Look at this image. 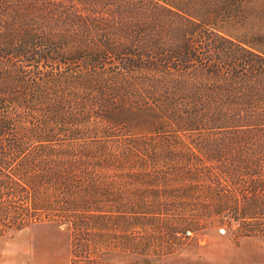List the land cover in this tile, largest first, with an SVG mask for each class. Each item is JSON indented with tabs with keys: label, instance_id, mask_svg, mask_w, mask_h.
<instances>
[{
	"label": "trees",
	"instance_id": "obj_1",
	"mask_svg": "<svg viewBox=\"0 0 264 264\" xmlns=\"http://www.w3.org/2000/svg\"><path fill=\"white\" fill-rule=\"evenodd\" d=\"M36 222L69 264L264 236V0H0V237Z\"/></svg>",
	"mask_w": 264,
	"mask_h": 264
},
{
	"label": "rangeland",
	"instance_id": "obj_2",
	"mask_svg": "<svg viewBox=\"0 0 264 264\" xmlns=\"http://www.w3.org/2000/svg\"><path fill=\"white\" fill-rule=\"evenodd\" d=\"M55 229L66 232L63 227ZM208 230L217 231L215 228H206L199 234ZM218 231L219 235L213 231L208 233V236L200 237L199 239H202L199 242L204 244L200 248L174 254L166 259L165 264H264V253L256 254V251L264 252V244L262 246L248 241L244 244L239 243V240L232 238L238 235L235 230L224 231L220 228ZM222 231L224 234L221 233ZM29 239L30 231L27 228L20 232L13 231L1 236L0 264H28ZM196 240L190 243H194ZM194 251L195 253L192 255ZM180 254H185V256L182 257ZM156 258L157 256L154 255H137L116 250H104L99 253V259L103 264H146L156 262ZM39 261L40 259L37 257V262Z\"/></svg>",
	"mask_w": 264,
	"mask_h": 264
},
{
	"label": "crops",
	"instance_id": "obj_3",
	"mask_svg": "<svg viewBox=\"0 0 264 264\" xmlns=\"http://www.w3.org/2000/svg\"><path fill=\"white\" fill-rule=\"evenodd\" d=\"M26 228L30 231V239L28 241L29 249L27 250L28 264H69L70 243L69 236L66 232L56 230L50 224L45 222H36L30 224ZM23 229H19L17 232H20V230L22 231ZM213 231L217 232L216 234L219 235L218 229L217 231L208 230L201 234L198 233L197 240L194 243L182 245L171 253L157 256L156 262H148L146 264H165L166 259L174 254L188 252L190 249L193 250L198 247L200 248L204 244L199 242L202 239L199 238L203 235L208 236L207 234ZM221 233L224 234L223 231ZM237 240H239V243L242 242L243 244L247 241L252 244H264V236H240ZM256 244L255 246H257ZM193 253H195V251L192 252V255ZM260 253L264 252L256 251V254ZM180 255H182V257L185 256V254ZM37 257L40 259L39 262H37Z\"/></svg>",
	"mask_w": 264,
	"mask_h": 264
}]
</instances>
